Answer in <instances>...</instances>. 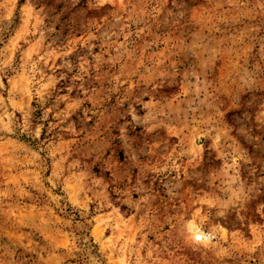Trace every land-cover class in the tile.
<instances>
[{
	"label": "rangeland",
	"instance_id": "1",
	"mask_svg": "<svg viewBox=\"0 0 264 264\" xmlns=\"http://www.w3.org/2000/svg\"><path fill=\"white\" fill-rule=\"evenodd\" d=\"M0 264H264V0H0Z\"/></svg>",
	"mask_w": 264,
	"mask_h": 264
}]
</instances>
